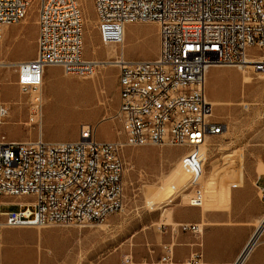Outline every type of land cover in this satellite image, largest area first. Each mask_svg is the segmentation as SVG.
<instances>
[{"label":"built area","instance_id":"built-area-1","mask_svg":"<svg viewBox=\"0 0 264 264\" xmlns=\"http://www.w3.org/2000/svg\"><path fill=\"white\" fill-rule=\"evenodd\" d=\"M33 1L0 0V28L23 21ZM91 1L103 45L122 44L128 24L153 22L157 56L116 63L115 117L121 140L99 142L96 126L89 124L79 127L74 141L0 138V207L3 198L16 200L8 204L17 206L14 212L0 210V235L50 225L84 227L118 214L124 198L122 152L146 145L183 149L180 164L193 187L188 206L202 208L204 194L196 187L203 167L200 147L225 131L206 99V71L218 65H251L264 73V0ZM100 28H108V35L99 36ZM48 67L82 79L94 73L95 63L83 58V15L77 0L39 2L35 56L16 68L17 86L29 95V122L41 118L40 93ZM255 185L264 205V178L259 176ZM178 230L201 233L198 225H179ZM161 248L166 264H177L174 244ZM121 264L135 262L125 255ZM183 264H200L199 256L191 255Z\"/></svg>","mask_w":264,"mask_h":264},{"label":"rangeland","instance_id":"rangeland-1","mask_svg":"<svg viewBox=\"0 0 264 264\" xmlns=\"http://www.w3.org/2000/svg\"><path fill=\"white\" fill-rule=\"evenodd\" d=\"M39 2L34 0L23 21L10 26L0 39V62L7 64L0 67L1 108L7 110L6 115L0 116V138L13 142L38 138L45 142L74 141L79 127L89 124L97 128V141L121 140L120 124L115 117L118 100L116 85H112V75L117 76L114 67H105L102 85L82 83L89 78L66 75L59 67L55 69L66 81L62 85H45L44 73L41 120L29 122V95L18 88L16 69L10 65L19 58L29 61L35 56ZM77 2L83 15V58L96 62L113 60L115 55L108 56L109 48L100 44L92 1ZM123 47L124 59L128 62L154 60L158 53L156 24L126 25ZM218 66L206 73L205 93L209 101L223 105L214 106L213 114L225 125L226 131L201 147L205 157L202 176L205 203L198 209L205 211L207 205L229 214L233 192L236 189L249 192L260 175L258 166H264V74L252 75L236 67ZM55 69L47 68L45 72L53 77ZM242 72H245L244 78ZM183 152L182 148L170 145L125 148L122 152L124 198L121 212L84 228L50 225L3 230L0 264H121L125 255H131L135 264L155 263L141 256L142 249L153 247L152 237L159 245L157 229L163 222L168 224L160 211L176 207V204L189 207L188 193L178 195L168 204L167 200L173 199L176 193L166 191L164 184L159 189L149 188L157 185L160 176L169 177L170 181L182 173L177 160ZM186 181L184 177L176 188L183 187ZM163 193L165 196L154 203V197ZM247 196L249 199V193ZM9 202L8 198L2 199V213L17 210V206H10ZM146 202L155 205V209L150 211ZM108 222L110 226L106 227ZM173 227L165 226L163 232H176ZM262 241L264 236L255 246Z\"/></svg>","mask_w":264,"mask_h":264},{"label":"crops","instance_id":"crops-1","mask_svg":"<svg viewBox=\"0 0 264 264\" xmlns=\"http://www.w3.org/2000/svg\"><path fill=\"white\" fill-rule=\"evenodd\" d=\"M9 29V27L4 28L2 34ZM20 62H24V59L19 58L14 63ZM48 68L55 69V67ZM104 70L105 67L97 69L89 81L82 83L102 85ZM45 71V85H62L66 81L60 76L58 70L53 77H50V74L48 75ZM112 77V85H117V76L112 75ZM77 137L78 134L75 139ZM111 140L113 138L107 142ZM11 202H16V200L13 199ZM177 205L160 211L161 216L168 223L163 222V224L170 227L174 226L172 230H176V232L159 231V245L153 241L154 238L152 237L153 247L142 249L141 256H146L153 262L158 261L164 256L161 255L162 244L172 242L174 244L173 258L177 264H183L194 254L199 256L200 264H236L239 260L240 264H264V241L255 246L259 239L264 236V229L253 245L254 247L251 246L246 251V247L253 238L259 223L264 219V205L259 200L258 189L255 184L249 192L246 189H236L233 192L232 211L229 214L226 211L208 208L207 205H205V211L193 207H177ZM154 209L153 207L149 210L153 211ZM110 223L108 222L106 227H109ZM179 225H199L201 233L195 235L190 232H181L177 228ZM112 262H114L113 259Z\"/></svg>","mask_w":264,"mask_h":264},{"label":"bare ground","instance_id":"bare-ground-1","mask_svg":"<svg viewBox=\"0 0 264 264\" xmlns=\"http://www.w3.org/2000/svg\"><path fill=\"white\" fill-rule=\"evenodd\" d=\"M36 24H37V21H36ZM13 26V25H12ZM6 27H10V26H2L1 28H0V39H1V37H2V30L4 29V28H6ZM124 33H125V29H124ZM106 35H108V28H100L99 29V36H106ZM99 38V37H98ZM99 41H100V39H99ZM123 43H124V39H123V42H122V44H120V45H114V44H107V45H103L101 42H100V44L102 45V46H104V47H107V48H109V51L107 52V55L109 56V55H115V58L113 59V60H108V58H107V60H105V61H101V62H96L95 60H91L93 63H95V69H94V73L90 76V77H88V78H91V77H93L94 75H95V73H96V71H97V69H99V68H102V67H114V68H116V63H117V61L118 60H120V59H122V61H125L126 62V60L124 59V47H123ZM118 49V51L116 52V50ZM256 59H258V57H255V58H253V60H256ZM21 63V62H20ZM19 65V63H15V64H13V65H10L12 68H14V69H16L17 68V66ZM4 66H7V64H5L4 62H0V67H4ZM214 67H219V66H214ZM226 67H236L237 69H239L240 71H243V70H246L247 72H248V74H252V75H263L264 73H258V72H255L254 70H253V67L251 66V65H247V66H226ZM210 68H212V67H210ZM210 68H208V69H210ZM208 69H207V71H208ZM207 71H206V73H207ZM243 73V78L245 77V72H242ZM85 79V78H84ZM205 79H206V81H207V77H206V75H205ZM206 81H205V85H206ZM64 86H75V85H64ZM41 89H42V86H41ZM41 93H42V91H41ZM41 93H40V96H41ZM205 95H206V93H205ZM207 99V98H206ZM207 101H209L208 99H207ZM41 103H42V98H41ZM209 103H210V101H209ZM211 106H212V116H213V118H214V114H213V109H214V106H220V107H222L223 105L219 102V103H215V102H212L211 101ZM3 104H2V102H1V100H0V116H4V115H6L7 114V110L6 109H4V108H1V106H2ZM216 119V118H215ZM39 120H41V119H39ZM2 123V121H1V119H0V124ZM34 123H35V121H34ZM225 131H226V127H225ZM224 131V132H225ZM212 138H207V140H206V142L201 146V147H203V146H205L208 142H209V140H211ZM201 147H200V153H201V155H202V158H203V164H202V173H201V176H200V179H199V181L197 182V186L196 187H198V189H200L202 192H203V185H202V176H203V169H204V164H205V157H204V155L202 154V152H201ZM184 154V152L180 155V157L182 156ZM180 157L178 158V160H177V164H178V166H179V168H180V170H181V174L177 177V178H175V179H170V181H169V177L168 178H166V179H164L162 176H160L159 177V179H158V182H157V185L156 186H154V187H152V188H149V189H152V190H154V189H159V187L161 186V185H166L167 186V189H166V191H172L173 193H176V196L173 198V199H168L167 201H168V204H170V203H172L173 201H174V199L175 198H177L178 197V195H181L182 193H188L187 194V199L189 200V198L191 197V191L193 192V187H190L189 186V177H188V175L185 173V171L183 170V168H182V166H181V164H180ZM257 172H258V174H263L262 176H261V178H264V166L263 165H259L258 166V168H257ZM260 176V175H259ZM258 176V177H259ZM184 177H187V181H186V183H185V185H183V187L181 186L179 189H177L176 187L181 183V180L184 178ZM168 181V182H167ZM191 188H192V190H191ZM163 196H165V193H163V194H160V195H158V196H156V197H154V203H157V202H159V200H161V197H163ZM153 202V201H152ZM153 204H149V203H146V207L148 208V209H153ZM167 215V214H166ZM87 226V225H86ZM86 226H84V227H86ZM84 227H78V228H84ZM178 228V227H177ZM198 228H199V231H200V226L198 225ZM263 229H264V219L261 221V223H259V225H258V227H257V229H256V231H255V234H254V236H253V238L251 239V241H250V243H249V245H248V247H247V250H249L250 249V247L251 246H253L255 243H256V241L258 240V238H259V236H260V234H261V232L263 231ZM246 250V251H247ZM245 251V252H246ZM157 263H159V264H166V256L164 255V256H162L158 261H157ZM236 264H240V260L236 263Z\"/></svg>","mask_w":264,"mask_h":264}]
</instances>
